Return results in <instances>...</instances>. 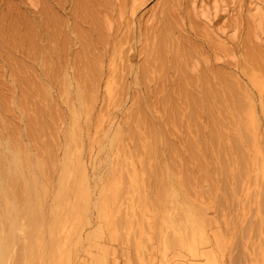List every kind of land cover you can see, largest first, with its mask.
I'll use <instances>...</instances> for the list:
<instances>
[{"label": "rangeland", "instance_id": "obj_1", "mask_svg": "<svg viewBox=\"0 0 264 264\" xmlns=\"http://www.w3.org/2000/svg\"><path fill=\"white\" fill-rule=\"evenodd\" d=\"M218 1L205 20L213 0H0V151L22 168L8 264H264V1Z\"/></svg>", "mask_w": 264, "mask_h": 264}, {"label": "bare ground", "instance_id": "obj_2", "mask_svg": "<svg viewBox=\"0 0 264 264\" xmlns=\"http://www.w3.org/2000/svg\"><path fill=\"white\" fill-rule=\"evenodd\" d=\"M137 0H133V2H136ZM253 2L255 1H264V0H252ZM219 7V1L218 0H213L212 6L210 8H206L203 11H201V16L206 20H209V16L212 13V11L217 10ZM252 22L255 24L257 28V37L259 35L264 33V9L257 7L253 14L251 15ZM90 64V69H93V62L89 63ZM222 77V76H221ZM257 74L254 73L253 75V81H256ZM205 79V78H203ZM230 86V85H229ZM229 87L232 89L231 91L235 95L232 96L235 97V108L237 112H242L246 106H248L249 102L246 101V99L241 98L240 96L238 97L235 92L237 89L234 85H231ZM228 88V89H229ZM207 91V90H206ZM210 91V90H209ZM237 91V90H236ZM214 92V91H213ZM218 93V90L216 91ZM206 93V92H205ZM212 93V92H211ZM209 93V94H211ZM214 92V94H217ZM209 94L206 93L208 96ZM212 95V94H211ZM211 97V96H210ZM238 97V98H236ZM209 98V97H208ZM210 109H212L210 107ZM213 111V109L211 110ZM213 113V112H211ZM212 115V114H211ZM214 117V116H212ZM215 119V118H214ZM217 122V119L215 120ZM73 135V134H72ZM71 136V135H70ZM69 136V137H70ZM217 134L214 140L218 141ZM68 139V138H67ZM71 140V139H70ZM213 140V141H214ZM234 141V140H233ZM69 142V140H68ZM234 143V145H233ZM232 145L234 148H236L238 154V157L240 158V161H244L245 154L244 152L240 151V148L235 144L236 142H233ZM221 148V147H220ZM69 149V148H68ZM223 150V147L221 148ZM14 151V150H13ZM11 149L7 150H2L0 151V204L3 203L0 206V264H8V257H11V261L14 258V262H16L17 256H19V251H18V246L22 244V237L18 235L19 231H22L21 225L19 223V205L14 201L15 198H11V195H14V190H16V184L18 185V180L21 178V173L20 170L22 169L20 166L21 164V159L18 155V153L13 152ZM67 154V153H66ZM70 155V154H69ZM220 161V160H219ZM222 162V161H221ZM220 162V163H221ZM226 165V164H223ZM6 167V168H4ZM6 171V173H4ZM3 177V178H2ZM5 180V183H4ZM22 184V183H20ZM19 184V186H20ZM19 189V187L17 188ZM170 190L163 185L162 186V192L165 194L168 198L171 194H169ZM262 193V192H261ZM260 194V193H259ZM263 195V194H262ZM259 196L261 197L259 199V206L261 209L264 211V196ZM10 196V197H8ZM178 196V194L176 195ZM172 197V196H171ZM12 199V200H11ZM178 200L175 202V212L176 216H178L179 223L184 227L185 229V234L188 238V243H189V250L192 254H195L197 250V243L203 239V232L201 229H199L196 225V220H195V213L194 210L189 208L190 206H187V204H184V201L181 200V198H177ZM167 202V201H166ZM186 203V202H185ZM173 205V203H172ZM173 207V206H171ZM168 215V214H166ZM170 217V216H166ZM162 217V224L163 227H169L171 222L169 218ZM171 218V217H170ZM172 220V219H171ZM256 224V225H254ZM255 227H257V223H254ZM252 226L253 228H255ZM165 229L163 230V237H162V251H163V257L166 255V250L169 247H176L178 244V238L176 235H173V237H169V230ZM159 236V235H158ZM19 244V245H18ZM204 256L207 259L206 264H217L215 257L209 254H204ZM215 256V255H214ZM15 264V263H14ZM167 264V263H165Z\"/></svg>", "mask_w": 264, "mask_h": 264}]
</instances>
